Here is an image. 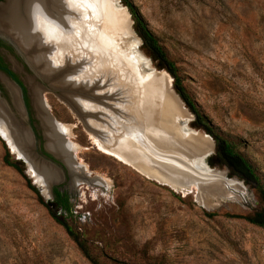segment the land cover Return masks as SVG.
Returning <instances> with one entry per match:
<instances>
[{"label":"rangeland","instance_id":"obj_1","mask_svg":"<svg viewBox=\"0 0 264 264\" xmlns=\"http://www.w3.org/2000/svg\"><path fill=\"white\" fill-rule=\"evenodd\" d=\"M130 1L175 62L199 113L218 134L237 144L264 183V0ZM121 13L117 23H125L131 31L127 46L134 47L139 39L138 50L158 75L151 79L154 85L162 90L169 84L165 90L175 104L162 105L163 112L174 115V122L178 116L188 120L189 128L200 136L210 135L197 126L195 114L179 99L173 76L152 57L135 30L133 16ZM136 52L131 51L132 60L136 55L146 61ZM3 55L29 81L32 116L42 134L31 96L39 81L21 58L11 52ZM1 80L9 85L2 76ZM1 94L12 104L7 92ZM69 95L43 92L50 114L71 128L69 140L79 146L74 150L76 162L86 167L89 177L105 178L107 185L77 183L76 177L57 184L70 195L73 214L65 215L53 209L51 198L28 176L29 165L0 136V264H92L52 212L100 264H264V228L236 217L264 209V200L252 182L221 162L212 135L209 166L221 171L228 184L201 189L197 183V201L196 193L175 191L100 151L84 124L87 114L80 117L72 109ZM7 152L27 178L5 162Z\"/></svg>","mask_w":264,"mask_h":264},{"label":"bare ground","instance_id":"obj_2","mask_svg":"<svg viewBox=\"0 0 264 264\" xmlns=\"http://www.w3.org/2000/svg\"><path fill=\"white\" fill-rule=\"evenodd\" d=\"M114 1L7 0L0 6V32L13 37L38 70L56 79L57 85L65 88L63 92H70L67 96L70 106L80 117L87 114L84 124L100 151L175 191L196 193L200 201L197 183L207 182L202 176L221 173L202 165L199 158H193L191 164L198 166L197 172L202 176H195L190 168V172L180 171L177 165L182 164L174 159L173 164L163 165L160 154L165 146L163 142L172 136L179 137L172 120L174 115L166 114L162 108V105L173 106L174 97L165 90H169V84L161 90L151 80L158 75L155 72L147 74L136 55L132 60L131 50L123 40L127 25L117 23L122 18L121 12L129 13ZM39 89L38 84H34L32 96L50 137L48 147L77 173V183L107 185L105 178L89 177L86 167L76 162L74 150H79V146L69 140L71 128L51 114L43 113V106L47 105L44 96L43 104L40 102ZM89 91L93 94L89 95ZM11 93L19 105L18 92ZM0 132L13 153L28 162L30 178L49 197L48 185L61 181L58 172L34 157L28 148L31 138L23 122L1 105ZM147 140L152 141L151 145ZM194 141L189 144L196 154L213 150L207 136L198 135ZM208 185L226 188L223 177Z\"/></svg>","mask_w":264,"mask_h":264},{"label":"water","instance_id":"obj_3","mask_svg":"<svg viewBox=\"0 0 264 264\" xmlns=\"http://www.w3.org/2000/svg\"><path fill=\"white\" fill-rule=\"evenodd\" d=\"M121 3H122V0H117V4L120 7L125 8L128 11L129 15L131 16L132 14L130 13L129 9L126 6L122 5ZM132 33L135 34V32L133 30H132ZM130 35H131V31H130V27L128 26L127 34H126V36H123V38H124L123 40H124L125 43H127V39L129 38ZM0 38L4 39L8 44H10L15 49L17 55H19L21 57V59L24 61V63L29 67V69L32 72L34 78L39 81L38 82V86H39L40 89L38 91V96H39V100H40V102L42 104H43V92L45 90L53 91V92L58 93L61 96H63L62 88L58 87V85L56 83V79L55 80H51L49 77L46 76V74H43L42 71L38 70L34 66V64L30 61V58H29L28 54L18 45L17 41L13 37H11L9 34L0 32ZM140 43H141V41L138 39V43L135 44L134 47L130 48L131 45L129 44L130 45L129 49L131 51L136 50L137 54H142L138 50V47L140 46ZM126 45H128V44H126ZM143 58L146 61H143V60L140 59L138 62L141 63V64L144 63V67L146 68L147 71L155 72L156 70L151 66V60L148 59V58H145L144 55H143ZM151 68H153L154 70H151ZM1 76H2L3 80L6 79L5 82H8L9 84L13 85V87H12L13 90L18 92L19 105L13 99V95H12L11 89H10L11 87L9 85H8V90H9V95H10L12 104H10V102L7 99H4L2 97V94H1V91H0V105L6 110L7 113H11V115L15 119L17 118L18 121L23 122V125L25 126V129L29 133L30 138H31V142L29 140L30 143H27L29 145L28 148L32 150V153H33L34 157L37 160H39L40 162H43V163L47 164L48 166L54 168L58 172V175L61 178V180H62V178L63 179L66 178V173L68 172L69 176L71 177V180L74 181L75 176H76L75 174H77V173H75V171L69 167V165L67 164V162L65 161V159L63 157L59 156L58 154H56L55 151L51 150L48 147V141L50 140V137L46 133V128L43 125V120L39 116V113H38V110L36 108V104H35L34 98H33L34 108L36 109L37 118L39 120L40 128L42 130L43 139L45 141L44 149H45L47 154H50L53 157V159L48 157L47 155H45L43 153H40V150H39L40 149L39 148L40 145H39V142H38V139H37V134H36L32 124H30L31 123L30 122V116H29V111H28V108H27V104L25 102L23 88L20 85H18L17 83H14V82L8 80L7 77L4 74H2ZM27 80H29V79H27ZM51 81H52V83H51ZM26 82H29V81H25V84H27ZM30 83H31V86H32L33 83L31 81H30ZM74 89H76V88H74ZM32 93L34 95L33 90H32ZM177 95H178L179 99L182 101V103H184V101L181 98V96L179 94H177ZM43 108H44L43 113L48 116L50 114L49 108L48 107H44V106H43ZM27 124H29V125H27ZM174 127L179 132V135H178L179 137L172 136L171 138H168V139H166V141L163 142V145H165V146H163V148H161V150H163V151L160 152V154H162V158L164 160L163 165L164 166H168L169 164H173V159H174L176 162H179L182 165L186 166L185 168H182L181 167L182 165L181 166L177 165V167L180 169V171H182V170H183L182 172H190L191 171L195 176H202V175L198 174V172H197L198 166H195V165L193 166L191 164V160L193 158H199V161H200V163L202 165H205V166L209 167L210 169H212L209 166L208 159L214 153V151L212 150V151H210L208 153L204 152V153L196 154L195 153L196 151H195L194 147L189 144L190 141L195 142L194 141V137H197L199 135L198 130H193L192 128H189L188 120H182L181 117H179V116L175 119ZM144 132L147 133L145 130H144ZM0 136L7 142L8 146L10 147V144L7 141L5 135L0 132ZM205 136L210 138L211 141L213 140V138L210 135L206 134ZM147 142H148L147 143L148 145L149 144L151 145L150 142H152V141L151 140H147ZM12 151H13V149H12ZM17 157L20 159L19 156H17ZM23 161L28 166V162L25 159H23ZM58 161L61 162V164H59ZM189 168H190V171L188 170ZM212 170H214V171H216L218 173H221V171H218L216 169H212ZM27 174H28V172H27ZM28 176H29V174H28ZM202 177L207 179L206 180L207 182H205L203 184L201 189H203V188L206 189V187L210 186L208 184H210L214 180H217V181H221L222 180V176L221 175H217V173H214V174H211V175H207V176H202ZM227 180H228V178H227ZM60 182L61 181L55 182L53 184H49L48 185L47 189H48V191L50 193L49 197L52 196L53 187L56 184H59ZM33 184L35 185V182H33ZM40 192L43 195L42 190H40Z\"/></svg>","mask_w":264,"mask_h":264},{"label":"trees","instance_id":"obj_4","mask_svg":"<svg viewBox=\"0 0 264 264\" xmlns=\"http://www.w3.org/2000/svg\"><path fill=\"white\" fill-rule=\"evenodd\" d=\"M124 6H126L130 13L134 18V27L140 37L143 39L145 46L151 52L152 57L155 60L159 61L160 68L166 69L174 78V86L177 93L181 96L185 104L189 107V109L195 114L196 116V124L197 126L203 128L207 133L212 135L217 142L218 148V158L221 162L228 166L231 170L239 174L242 178L252 182L254 187L259 193V196L262 200H264V183L260 174L257 172L254 165L240 152L237 147V144L234 141L218 134L213 127L208 123L205 117H203L199 111L198 107L196 106L195 102L190 97L189 93L185 89L182 83V77L179 76L177 66L174 61H172L167 52L165 51L164 47L161 45L158 38L152 33L149 29L148 25L142 19L140 14L138 13L137 9L133 5L130 0H122ZM5 162L16 168L19 172L24 174V170L18 164V162H13L10 160V153L7 152L5 156ZM25 178L27 176L24 174ZM28 184L30 188L34 191L38 192V190L31 184V181L28 180ZM39 193V192H38ZM58 198L60 199L59 204L57 205V210H60L65 215H72L73 208L71 207V203L69 202L68 196L60 194L57 192ZM40 200L43 202L41 196L39 195ZM61 208V209H60ZM53 216L57 218L58 222L63 224L67 229L68 233L73 237L79 248L82 250L85 257L90 260L92 264H100V262L93 257L91 254L88 246L80 240V238L75 235L72 229L61 219L57 217L55 213ZM208 216L212 217L215 216L214 213H207ZM238 218L245 219L246 221L257 225L261 228H264V209H260L255 211L251 215H238Z\"/></svg>","mask_w":264,"mask_h":264},{"label":"flooded vegetation","instance_id":"obj_5","mask_svg":"<svg viewBox=\"0 0 264 264\" xmlns=\"http://www.w3.org/2000/svg\"><path fill=\"white\" fill-rule=\"evenodd\" d=\"M1 1L2 0H0V2ZM10 52L14 54V56L17 58V60L19 58H21L19 55H17L15 49L10 44H8L4 39L0 38V91L2 93H6L7 92L9 94L8 84L6 85L1 80V75L2 74H4L7 77L8 80H10V81H12L14 83H17L18 85H20L23 88L25 102L27 104V108H28V111H29L30 122H31V124H32V126H33V128H34V130H35V132L37 134V139H38V142H39V145H40V147H39L40 148L39 149L40 153H43V154H45L48 157L53 159V157L50 154H47L45 149H44L45 141L43 139V135L39 133L38 125L35 122L34 117L32 116L31 101H30V96H29V91H28L27 85L25 84V81L20 76L18 71L16 69H14L13 67H11V65H9V63L7 62V60L5 59V57L3 55L4 53H10ZM9 85L13 86L12 84H9ZM32 95H33V93H31V96ZM32 100H33V96H32ZM32 105H34V102H33ZM35 112H36V109H35ZM37 120H38V118H37ZM42 140L44 142H42ZM58 163L61 164V162H59V161H58ZM70 180H71V177L69 176V174L67 172L66 173V178L65 179L62 178V180H61V182L59 184L66 183V182L68 183V182H70ZM56 185L53 187V193H52V196L50 197L51 198L50 199L51 203L54 204L53 205V209H57V205L60 202V199L58 198V194H57L58 191L60 192V194L68 196L69 202L71 203V199H70V195H69L68 189H66V188L62 189V186H60V185L56 186Z\"/></svg>","mask_w":264,"mask_h":264}]
</instances>
